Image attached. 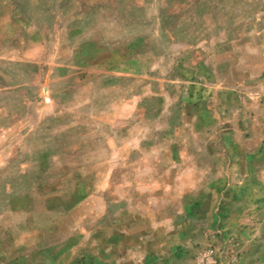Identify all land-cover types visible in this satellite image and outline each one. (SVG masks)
<instances>
[{
  "label": "rangeland",
  "instance_id": "obj_1",
  "mask_svg": "<svg viewBox=\"0 0 264 264\" xmlns=\"http://www.w3.org/2000/svg\"><path fill=\"white\" fill-rule=\"evenodd\" d=\"M262 241L264 0H0V264Z\"/></svg>",
  "mask_w": 264,
  "mask_h": 264
},
{
  "label": "crops",
  "instance_id": "obj_2",
  "mask_svg": "<svg viewBox=\"0 0 264 264\" xmlns=\"http://www.w3.org/2000/svg\"><path fill=\"white\" fill-rule=\"evenodd\" d=\"M249 244H250L249 246L250 249L246 250L243 257H241L240 264H264V241H262V244H260L259 242L256 245L254 242ZM259 245L263 246L261 250L252 248L253 246H259Z\"/></svg>",
  "mask_w": 264,
  "mask_h": 264
}]
</instances>
